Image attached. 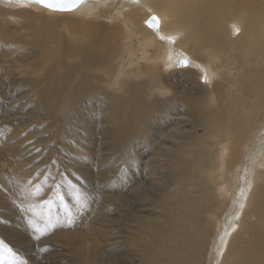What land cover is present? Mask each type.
I'll use <instances>...</instances> for the list:
<instances>
[{"label":"bare ground","instance_id":"6f19581e","mask_svg":"<svg viewBox=\"0 0 264 264\" xmlns=\"http://www.w3.org/2000/svg\"><path fill=\"white\" fill-rule=\"evenodd\" d=\"M39 9L0 0V21L38 22L0 27V209L31 206L39 226L64 215L44 206L50 182L8 175L13 161L29 163L11 158L31 133L6 107L29 99L66 115L56 124L53 109L48 132L75 152L90 155L96 136L123 163L99 228L61 220L50 232L81 264H264V0H85L60 17L42 9L45 19ZM153 15L158 31L145 26ZM177 51L195 69L166 71ZM144 144L148 160L133 148Z\"/></svg>","mask_w":264,"mask_h":264},{"label":"rangeland","instance_id":"374dc122","mask_svg":"<svg viewBox=\"0 0 264 264\" xmlns=\"http://www.w3.org/2000/svg\"><path fill=\"white\" fill-rule=\"evenodd\" d=\"M37 11H39L40 16L45 19L44 16H47L45 10L44 13L42 11V8ZM64 14L66 13H57L55 16L50 15V17H60ZM16 19L18 18H11L7 21L1 20L0 24L2 23V25H0V27L2 26L5 28L8 27L10 29H13L22 25L21 27L24 28V30L25 28H27V30L29 31L31 28H35L36 26H38V22H32L31 20L25 21V19L22 18V22L24 21L22 23L21 19H18L17 21ZM48 19L49 18L46 17V20ZM58 31H61L63 34H65V30L63 29H58ZM162 41L164 42L163 44L166 47L170 48L172 46V48L174 49V39L168 42H166L164 39ZM178 52L180 51H177V53L170 52V54L172 55L170 59L166 57V64H171L170 66H168L169 69H166V71L171 69H195V61L191 59L190 56L182 52V55H179ZM181 62H186L187 66L184 67ZM28 101L29 99H27L26 102L20 103L22 104V106L19 107H6V110L11 113L10 115L15 116L18 112H21V117L24 118V120L22 119L21 121L26 124L27 129H29L31 133V138L26 140V149L28 151H26L25 154L21 155L20 157L19 155H17L11 158V163L12 160L15 158L28 159L29 163H24L20 159L19 161H17L19 163L13 161L10 166V171L8 175L11 174V179L19 181L20 177L18 174H21V176L29 177L31 179L33 178L34 180L39 181L41 183V186H43L44 184L47 185L49 182L52 185L55 184L60 180L59 173H65L67 178L79 189L80 194L82 193L83 196L86 194V197L84 196L86 203L84 204L83 208H80L79 205L73 199V197L68 194L67 189L63 187L61 188V195L64 197V203L66 202L65 205H67V207L69 206L68 209L71 211V213L73 212V221H75L76 223H81L80 227L82 228L84 227L82 224L85 223H89L94 228H99L102 219L101 214H103V195L113 193L115 194L119 191V188L122 187L120 185L119 179L123 171V163H121V161L117 159L118 154L116 153L115 157L113 158L109 155V153L102 152L100 150L98 142L100 139L96 136H94L92 144H94V148L99 149L100 152H97V150L95 151L94 148L91 150L92 153L90 155L89 153H87L88 156H85L82 153L80 154L75 152L72 142H67L66 144L63 143L59 131L55 134H51L48 132L53 129V127L49 128L47 125L50 123V113L51 111H53L54 108L50 106L38 108L34 106L32 102ZM40 109L42 112L41 115L39 114ZM56 111L58 110L54 109V116L56 119L55 123L60 125L64 122L66 115L61 116V114L58 113L59 111ZM16 120L20 121V119L13 117L12 121L15 122ZM96 121L97 120L92 121V123ZM95 126H97V122ZM59 130H61V127ZM99 130L102 131L101 129ZM33 131H35V133H33ZM94 132H96L95 129ZM32 134L34 136H32ZM33 141L35 143H33ZM134 147H138V151L143 150V152L146 153V160L151 157L149 148L150 144H144L140 146L143 149H141L137 145H134L133 148ZM28 154H33L32 158L29 157ZM137 168L138 166H131L128 168V170H130L131 174L134 176V174H137L139 172L138 169H140L141 173L139 174V176L143 179L137 180L140 184L146 183L148 179V172L145 173V171H143V169L145 170V168H142L141 166L138 169ZM48 173H51V175L48 176L47 183H44L45 175ZM18 184L19 186H21L20 183ZM63 190L65 191V193ZM65 195L67 197H65ZM34 199H36L35 195ZM133 202L135 205H137L135 201ZM10 203L11 204H9L8 212L4 213L3 210L0 209V223L2 222L4 225L3 227L5 230H3V234L6 233V235H3L5 236L3 237V241L7 243L10 247H12L20 258L18 261L15 262V264H81L75 258V256L73 257L75 253L72 252V249H70V247H67L69 250H71L68 251V249H66V246L64 247V245L59 244L53 238L52 233H47L44 236L37 238V234L34 232L33 228L29 224V221H32L31 217L33 215V207H25L15 201H11ZM58 203V201L54 200L50 207ZM41 207L42 206H39L38 208ZM57 208L58 211L63 210L60 207V204ZM111 213H114V211H111ZM217 213L215 214L218 215L219 220L223 221L224 213ZM114 216L117 217L116 214H113L112 217ZM220 226L222 227V225ZM84 228L88 229V227ZM0 240L2 241L1 238ZM17 248L21 250V253H19L20 251H17ZM75 248L76 247L74 246V249ZM73 258L76 260H74Z\"/></svg>","mask_w":264,"mask_h":264},{"label":"snow or ice","instance_id":"6c2138e0","mask_svg":"<svg viewBox=\"0 0 264 264\" xmlns=\"http://www.w3.org/2000/svg\"><path fill=\"white\" fill-rule=\"evenodd\" d=\"M21 2V0H18ZM27 3L35 4L40 6L43 9L50 10L57 13H71L75 11L80 5L85 3V0H26ZM147 26L153 31L159 30V18L155 15L151 16L146 22ZM184 67L187 66L186 62H181ZM206 82V80H202ZM39 151V150H37ZM51 173L45 175L44 183H47L48 176ZM60 180L52 185L51 192L52 195L44 201V206L50 207L53 201H58L60 207L64 209V215L62 218L51 217L45 214L43 226L37 225L35 221H29V224L33 228L34 232L37 234V238L44 236L47 233H50L53 229L61 227V220L67 222V225L71 227L73 222V214L68 209L67 205L64 203V197L61 195V188H66L68 194L73 197L75 202L79 205L80 208H83L84 205L80 203L82 197L79 189L73 184L65 175V173H59ZM41 194V186H37L36 191L33 195ZM243 208V204L240 206ZM237 218H239V213H237ZM20 258L17 253L4 241H0V264H15Z\"/></svg>","mask_w":264,"mask_h":264},{"label":"water","instance_id":"95a60500","mask_svg":"<svg viewBox=\"0 0 264 264\" xmlns=\"http://www.w3.org/2000/svg\"><path fill=\"white\" fill-rule=\"evenodd\" d=\"M7 1H8V0H7ZM12 1H18V0H12ZM21 1H22V2L24 1L25 3H27L26 0H21ZM37 6H38V5H37ZM39 7H40V6H39ZM40 8H41V7H40ZM42 9H43V8H42ZM45 10H46V9H45ZM149 18H150V17H149ZM149 18H148V19H149ZM148 19H147V20H148ZM147 20H146V21H147ZM146 21H145V22H146ZM145 26H146L147 28H149V27L147 26L146 23H145ZM149 29L152 30L151 28H149Z\"/></svg>","mask_w":264,"mask_h":264}]
</instances>
